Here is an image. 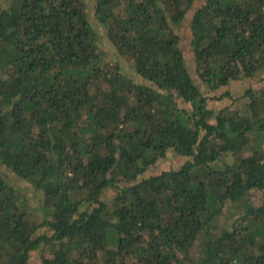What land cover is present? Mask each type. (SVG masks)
Instances as JSON below:
<instances>
[{
	"label": "trees",
	"instance_id": "trees-1",
	"mask_svg": "<svg viewBox=\"0 0 264 264\" xmlns=\"http://www.w3.org/2000/svg\"><path fill=\"white\" fill-rule=\"evenodd\" d=\"M7 1L0 166L39 207L0 172V264H264V84L218 112L201 88L263 74L264 0Z\"/></svg>",
	"mask_w": 264,
	"mask_h": 264
},
{
	"label": "rangeland",
	"instance_id": "rangeland-1",
	"mask_svg": "<svg viewBox=\"0 0 264 264\" xmlns=\"http://www.w3.org/2000/svg\"><path fill=\"white\" fill-rule=\"evenodd\" d=\"M204 0H198L196 6L202 4ZM7 0H0V6L5 5ZM196 8V7H195ZM193 12H190L183 25L178 28V34L181 36V47L184 52L187 66L197 83H200L196 72V64L194 59L193 50L191 47V29H190V20L193 15ZM102 46L106 52V60L113 66H121L122 72L129 78L133 79L137 83H146L141 77H139L133 70L131 63L125 57L120 56L114 49L113 45L108 41V39H104L102 42ZM264 77V72L260 76L259 79H244L241 81L231 82L227 87L220 88L216 91H209L205 86L201 85L203 92L210 98L209 107L213 109V111L218 112L225 108H231V110H237L243 107L247 101L245 98V93L247 90L252 88H261L263 86V82L261 81ZM225 93H229L230 96H225L221 100H216V97H222ZM188 159L177 157L173 152H170L168 156L160 160L155 167H152L146 174L148 176L159 175L165 171H169L171 169L177 168L185 163ZM0 172L7 178L8 182L20 189L24 192L26 197L29 199L30 204L34 208L39 207V198L38 194L34 192V189L30 184L21 180L18 176H16L11 171L7 170L4 166H0ZM111 197V193L108 194L106 199ZM264 198L263 193H260L255 202L261 201ZM42 257L39 252H34L31 256L29 264H43Z\"/></svg>",
	"mask_w": 264,
	"mask_h": 264
}]
</instances>
